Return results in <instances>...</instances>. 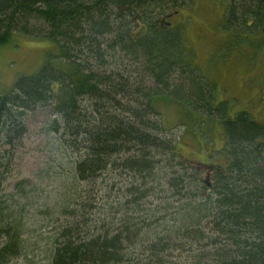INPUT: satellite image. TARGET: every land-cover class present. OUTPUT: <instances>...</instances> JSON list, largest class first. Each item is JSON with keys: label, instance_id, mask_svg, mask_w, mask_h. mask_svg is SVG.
<instances>
[{"label": "trees", "instance_id": "1", "mask_svg": "<svg viewBox=\"0 0 264 264\" xmlns=\"http://www.w3.org/2000/svg\"><path fill=\"white\" fill-rule=\"evenodd\" d=\"M256 6L251 0H230L226 24L230 20L245 22L252 15L260 30L262 8ZM183 7H189L187 0H0V47L13 35L22 34L46 40L58 50L57 54L46 55L43 66L33 74L18 77L7 95H0V123L6 126L9 120L4 118L11 120L12 109L17 110L19 119L15 128L10 122L11 132L7 134L11 136L20 129L24 110L51 102L55 112L64 116L65 128L72 137L81 138L87 150L74 165L82 181L97 175L112 158L121 155L128 156L124 169L140 175L148 170L150 152L169 154L170 159H178V170L171 172L174 176L166 180L168 184L177 187L179 183L184 190L181 180L190 172L193 184L198 182L215 197L201 204L192 200L185 210L191 225H200L202 211L209 215L217 239L223 237L212 254L213 264H264V124L244 111L229 118L223 103L214 104L215 86L189 64L180 35L167 20ZM226 24L225 29L230 30ZM129 27L134 29L128 34ZM103 44L106 52H111L108 59L115 57V49L121 50L130 63L142 58L152 86H144L137 79L130 81L125 64L120 66L126 77L114 69L106 70ZM118 94L129 99L125 107H120ZM84 100L92 103L90 112L96 113V118H90L88 107L80 105ZM160 103V107L177 106L184 114L194 115L179 123L183 126L216 116L225 139L220 151L225 160L221 168L204 170L203 177L201 169L192 168L180 155L178 144L167 145L151 133L152 129L165 131L162 121L155 126L145 119L160 114ZM108 108L120 112L108 114ZM197 111L204 114L199 116ZM124 224L87 240L75 235L79 231L69 225L59 233L50 264H117L126 254L125 244L136 245L137 234L131 238L128 234L137 230L133 226L122 228ZM187 228L182 225L176 230ZM189 233L196 237L199 231ZM19 249L18 229L1 228L0 264H8L9 257L17 255ZM148 251L151 256H136L126 264L145 259L159 264L156 258L164 251L163 244L154 240Z\"/></svg>", "mask_w": 264, "mask_h": 264}, {"label": "rangeland", "instance_id": "2", "mask_svg": "<svg viewBox=\"0 0 264 264\" xmlns=\"http://www.w3.org/2000/svg\"><path fill=\"white\" fill-rule=\"evenodd\" d=\"M193 1L187 0L189 7H183L171 20L189 64L215 86L214 104L223 103L229 118L244 111L264 124V33L245 22L230 20L226 24L216 4L197 0L193 7ZM222 1L219 2L224 10ZM225 24L230 30L225 29ZM131 27L127 28L128 34L134 29ZM103 45L106 70L114 69L125 76L120 66L125 64L130 81L137 79L144 86H152L142 58L130 63L121 50L115 49L111 60L108 59L111 52H106V44ZM57 53L56 46L46 40L13 35L0 47V95H7L18 77L30 76L42 67L46 55ZM117 99L121 108L129 100L120 94ZM91 104L80 102L82 107H88L87 114L93 109ZM159 110V115L145 118L153 125L158 126L160 121L164 124L165 131L152 129L153 135L167 145L178 144L180 155L194 169L200 163L215 165V169L223 166L225 160L220 151L225 139L216 116L183 126L179 123L189 120L186 118L192 114H184L177 106L163 105ZM16 111L12 109L11 120L4 118L9 120L6 126L3 121L0 123V229L12 227L20 234V249L17 255L9 257L8 264H50L59 233L69 225H75L79 231L75 235L87 240L110 227L115 231L123 223L126 224L122 228L133 226L137 230L128 234L130 238L137 234L136 245L125 244L126 254L117 264L133 262L136 256H151L148 248L154 245V240L164 248L157 254L159 264H213L212 254L223 237L217 239L209 215H203L202 211L200 225H191L185 210L192 200L201 204L215 197L198 182L194 185L190 172L181 180L184 190L179 183L177 187L168 184L166 180L174 176L171 172L178 170L175 167L178 159L172 160L169 154L153 150L148 170L138 175L124 169L128 156L121 155L112 158L97 175L82 181L74 165L87 150L82 139L72 137L65 128L64 116L55 112L52 103L24 110L19 131L16 129L7 136L11 132L10 122L15 128L19 119ZM119 112L107 109L108 114ZM90 114V118L97 116ZM201 172L206 177V172ZM182 225L188 230L177 232ZM196 230L197 236L191 237L193 234L189 232ZM138 264L154 263L145 259Z\"/></svg>", "mask_w": 264, "mask_h": 264}, {"label": "flooded vegetation", "instance_id": "3", "mask_svg": "<svg viewBox=\"0 0 264 264\" xmlns=\"http://www.w3.org/2000/svg\"><path fill=\"white\" fill-rule=\"evenodd\" d=\"M196 1L197 0H194L193 1V7H194V3ZM208 1L216 4L217 8L220 9L221 18L224 21H226V19L228 17L227 14H228V11H229V7H227V3H230V0H228V2H227V0H223L222 1L225 4L224 10H223V7H221L222 5L219 2L220 0H208ZM254 2H255V4H257V6L259 5L262 8V10L260 11V19H261L260 20V22H261L260 33H261L262 32V27H263V24L262 23H263V15H264V0H251V3H254ZM180 13H181V8H179L177 11H175V13L172 14L171 17L169 16V18L167 20L171 23L170 27H172L171 20H173L174 18H176ZM245 23L251 26V25H256L259 22H257V18H255L252 15H250V16H248L245 19ZM262 33H264V32H262Z\"/></svg>", "mask_w": 264, "mask_h": 264}, {"label": "water", "instance_id": "4", "mask_svg": "<svg viewBox=\"0 0 264 264\" xmlns=\"http://www.w3.org/2000/svg\"><path fill=\"white\" fill-rule=\"evenodd\" d=\"M263 27H262V32H264V15H263ZM201 165L197 166L196 169L199 170H206V171H210L212 170L213 168H215V165H212V164H203V163H200ZM205 165H208V166H205ZM208 175V174H207ZM208 177V176H207Z\"/></svg>", "mask_w": 264, "mask_h": 264}]
</instances>
